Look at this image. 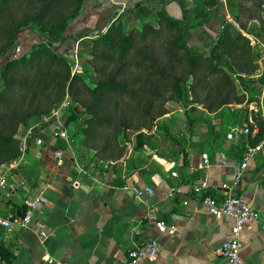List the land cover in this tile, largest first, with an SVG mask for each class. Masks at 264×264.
I'll return each mask as SVG.
<instances>
[{
	"label": "crops",
	"instance_id": "obj_1",
	"mask_svg": "<svg viewBox=\"0 0 264 264\" xmlns=\"http://www.w3.org/2000/svg\"><path fill=\"white\" fill-rule=\"evenodd\" d=\"M116 6L109 0H95L86 9L85 22L90 27H106ZM209 114L226 132L239 122L234 116ZM205 132L204 124L187 138V157L170 159L150 147L145 152L130 148L118 160L98 159L88 165L90 157L82 158L77 145L67 146L73 156L69 161L63 149L55 148L54 138L37 131L43 145L31 138L18 167L0 169L14 187L8 197L1 198V213L11 210L21 216L27 198L40 196L43 204L26 226L13 225L10 231L0 226V245L13 249L16 256L11 264H51L49 258L64 264H123L131 249L152 239L161 244L159 257L140 264H223L220 247L234 219L211 214L202 198L206 193L222 198L228 192L259 211L260 220L240 233V253L247 264H264V149L237 182L244 139H215ZM59 149L63 150L61 159L56 155ZM204 156L211 159L210 164L204 163ZM77 164L94 167L93 176L80 171ZM200 183L206 184L201 191L196 189ZM148 186L154 188L153 195L134 196V188ZM153 206L155 212L150 211ZM158 219L174 229L161 233Z\"/></svg>",
	"mask_w": 264,
	"mask_h": 264
},
{
	"label": "trees",
	"instance_id": "obj_2",
	"mask_svg": "<svg viewBox=\"0 0 264 264\" xmlns=\"http://www.w3.org/2000/svg\"><path fill=\"white\" fill-rule=\"evenodd\" d=\"M8 1L0 0V7ZM78 1L82 2V0ZM242 1L161 0L168 31L164 20L159 19L157 25L148 22L140 29L127 31H122L120 23L113 21L108 24V29L104 33L93 34L92 30H97L99 27L87 25L86 11L85 14L68 22L63 30H58L56 26L51 25L52 19L62 13L67 0H38L34 4L32 17L28 19V29L42 41L34 43L27 54L16 58L7 56V60L0 66L2 77L0 78V149L14 147L18 142L14 130L9 136H4L2 133V128L11 119L5 111L10 110L18 98L26 96L25 93L36 95L41 77L61 69L65 71V78L71 90L82 83L83 88L95 97L92 102L77 97L70 100L69 111L75 104H79L84 112L77 114L72 110L66 117L68 127L71 128L73 124L74 133L79 135L76 145L82 158L90 157L87 161L88 165L105 159L99 157L98 151L91 155L92 150L97 149L91 145V141L98 136L101 129H111L114 132L122 128L136 129L130 132L133 137L129 138L135 150L145 152L146 145L157 142L158 144L150 146V149H154L158 155H167L170 159L177 156L187 157L188 150L185 143L187 138L183 136L185 131L189 133V138L199 132V128L205 124V135L215 139L224 136L227 139L226 128L213 123L209 113H215L216 118L229 115L239 120L241 117L243 120L238 123L250 121L243 107L236 109L233 108L234 104L254 102L262 106L254 116L260 126V137L264 134V72L258 79L247 78L243 74L246 71H241L239 63L237 65L240 71H237L228 58L232 56L241 60L238 48L249 44L248 36L242 32V29H246L245 25L236 13ZM172 2L177 3L182 12L178 17H174L169 12ZM127 3L125 13H133L131 18L155 19L147 1L129 0ZM168 3L170 8L169 5L167 7ZM229 14L239 24L238 27L227 19ZM178 25L182 26L180 37L167 39L166 32H171ZM212 26L217 28L218 33L211 30ZM198 28L200 31L195 37L201 41L203 50L192 49L188 39L190 29L192 31ZM20 31L21 29H18L12 34L13 40L7 55L19 45ZM247 34L256 36L260 33L248 31ZM77 43L79 63L83 70L72 74L71 63H74L68 62L66 54L68 49ZM100 48H105V51H100ZM13 67L23 71L22 79L7 78ZM227 68H231L233 74L228 73ZM161 86L176 93L170 94V100L181 102L183 96L186 98L185 107L188 116L184 126L178 127L177 132H173L172 128L161 119L172 111L166 105V99L162 100L165 93L159 91ZM204 91L206 95L202 98ZM222 91L224 93L221 100L212 98L215 95L217 97L218 92L221 95ZM189 93H194L196 97L193 98ZM62 102L63 100L57 102L35 120L40 122L44 115L51 113ZM127 103H135L138 108L136 110H139V123L136 125L131 120L129 114L131 112L125 109ZM200 104L202 108H199ZM113 105H115L114 109H112ZM195 111H198L197 114H193ZM34 122L27 124L26 121L25 125L29 128ZM154 127L156 130L153 133L142 130H151ZM162 131L165 134L161 137ZM61 141L55 139V148L63 149L68 160L73 161L69 148L64 141V143ZM111 142L109 141L100 152L111 148ZM158 145L171 146L174 150L164 153L159 151ZM114 153L111 152L112 160H118L123 155V152ZM19 155L20 146L17 157ZM108 159L107 157L106 160ZM22 208L25 215L27 206L23 205ZM2 252L1 264H11L16 259L11 248H2Z\"/></svg>",
	"mask_w": 264,
	"mask_h": 264
},
{
	"label": "rangeland",
	"instance_id": "obj_3",
	"mask_svg": "<svg viewBox=\"0 0 264 264\" xmlns=\"http://www.w3.org/2000/svg\"><path fill=\"white\" fill-rule=\"evenodd\" d=\"M95 0H82V2L78 0H67L65 8L62 10V13L57 14L52 19V26H56L58 30H63L68 22L71 20H74L75 18H78L81 14H85L84 12L88 8L90 3H93ZM121 5H118L117 9L115 10L114 17L109 20V24H111L113 21L116 23H120L122 31H127L128 29H140L144 23H152L156 24L157 20L162 19L165 22L164 17V6L161 3V0H143L147 1L148 5L152 9L153 17L155 19H143L141 17H134L131 18L133 13H125V8L128 6L127 1H121L118 0ZM135 1V0H133ZM188 2H191L192 0H187ZM38 0H9L8 3H5L0 7V66L7 60V56H14L19 57L23 54H27L28 49L36 42H41V38H39L32 30L28 29V19H30L33 15V11L35 10L34 4L37 3ZM79 3H81L79 5ZM171 3V2H170ZM170 3L167 4V7L170 8ZM114 6L117 4L112 2ZM242 5H240L236 9V13L239 16L242 24L245 25V30L242 29V32L248 36L249 38V44L247 46H241L238 48V54L241 55V60L239 58H233L232 56H228L231 64H233L234 68L237 71L239 70V67L237 63H239L241 71L244 72V76L247 78H256L258 79L263 75L264 72V0H243L241 2ZM135 12V11H134ZM169 12L174 16L178 17L181 15V10L177 3L171 4V9H169ZM135 16V15H134ZM152 16V15H151ZM119 17V18H117ZM117 18V20H116ZM227 19L231 21L233 24H235L236 27L239 26L238 23L234 21L232 16L229 14L227 15ZM116 20V21H115ZM33 22V21H31ZM166 23V22H165ZM108 24L105 27V25L97 28V30H92L91 33H104L108 29ZM218 24L216 25V27ZM165 28L168 31V25L166 23ZM21 29L19 33V45L12 51L9 55H7L10 50L9 46H11L12 43V34L18 30ZM211 30L214 31V33L217 32V28L215 29L214 26L211 27ZM200 29H194L191 31L188 35V39L190 40V44L192 46V49L194 50H203L201 41H199L195 36L199 34ZM248 31L258 32L256 36L247 34ZM167 39H178L180 35L182 34V26L178 25L175 29H173L171 32H166ZM91 38V37H87ZM93 38V37H92ZM209 39V38H208ZM90 40V39H85ZM100 51H105V48H100ZM208 51V50H206ZM68 57V62L71 63L72 67V74H75L79 70H83V67L79 63V53H78V45L72 46L68 49V52L66 54ZM236 59V60H235ZM74 60V61H73ZM187 61V60H186ZM227 72L230 74H233V71L231 68H227ZM65 71L63 69L51 72L49 74H45L41 77V84L39 87V90L37 91L36 95H28V93H25L26 96H23L21 98H18L10 110L5 111L6 114L10 116V120L4 125L2 128L3 135L9 136L11 132L14 130L15 136L18 138L17 144L13 147L10 146L8 148L0 149V169L5 168L4 166H9V163L15 162L18 157L19 152V146L21 147V139L22 136L25 134V132L28 130V127L25 125V122H34L36 117L40 116L44 112H46L49 108L53 107L54 104H56L59 101H64L67 97H69L72 101L73 98H82L87 99L89 102H92L94 97V94H90V92L86 91L83 88L82 83L79 84L75 89L71 90L69 86V82L66 81L65 78ZM24 76L23 71H21L18 67H13V69L9 72V75L7 78H14V79H22ZM236 76V75H235ZM0 78L2 79L1 75ZM238 82V81H237ZM1 84V83H0ZM159 91L162 93H165L164 98L166 99V105L169 107L170 110H172L170 113H167L164 117H161L174 131H178V127H183L185 124V120L187 119L188 113L187 109L185 107L186 104V98L185 96L182 97L181 102H175L173 100L169 99V96L171 93L176 94L172 92V90L168 89L167 87L161 86L159 88ZM206 91L202 94V98L205 97ZM224 91L220 93L218 92L217 97L216 95L212 98L215 100H221V96L223 95ZM193 98L196 97L194 93H189ZM126 105V111H129L131 113V120H133V124L139 123V116L138 114L139 110L137 111V106L135 103H127ZM123 105V107H125ZM120 107V106H119ZM243 107V108H242ZM262 106L252 102L250 104L243 103V104H234L233 108H242L245 113L249 115L250 120H254L255 113L261 108ZM115 108V105H113L112 109ZM121 108V107H120ZM199 108H202V104L199 105ZM122 109V108H121ZM131 111H130V110ZM138 109V108H137ZM75 111L77 114H82L84 112V109L81 105L75 104L74 108L68 110V114L71 113V111ZM136 111V113L134 112ZM198 111L193 112V114H197ZM40 113V114H39ZM192 114V112H191ZM39 118V117H38ZM37 120V119H36ZM35 120V121H36ZM241 117H239V121H241ZM25 121V122H24ZM36 121L34 122L37 123ZM257 122V121H256ZM258 123V122H257ZM18 124V125H17ZM33 124V125H34ZM17 125V126H15ZM70 133H71V144L76 146V141L78 140L79 135L74 133L73 124L70 126ZM203 127V126H202ZM201 128L200 131H201ZM1 130V129H0ZM136 131V129H133ZM132 129H126L122 128L120 131H112L111 129L105 130L101 129L99 131L98 136L91 141V145H94L97 149L95 151L92 150V153H96L98 151V155L101 158L107 159V157L110 159H113L111 156V152H115L114 154H118L120 152H123L124 154H128L130 152V148L133 149V151H137L134 149V145L132 140L129 141V138H132L133 136L130 135V132ZM143 131L147 133H153L156 130V127H154L151 130L142 129ZM198 130V129H197ZM186 138H188L189 133L187 131L184 132ZM165 134L164 131L161 132L162 135ZM61 141V140H59ZM111 142L112 147L106 151H102V148L108 143ZM64 143L63 141H61ZM158 144L157 142H151L150 144L146 145L145 147H150L152 145ZM160 146L161 152H170L171 150H174L171 146Z\"/></svg>",
	"mask_w": 264,
	"mask_h": 264
},
{
	"label": "built area",
	"instance_id": "obj_4",
	"mask_svg": "<svg viewBox=\"0 0 264 264\" xmlns=\"http://www.w3.org/2000/svg\"><path fill=\"white\" fill-rule=\"evenodd\" d=\"M109 1L121 5L118 0ZM69 103V97H67L58 107L54 108L51 113L44 115L40 122L28 128L21 138L20 155L15 162H12L9 165L10 168L18 167V165L24 160L29 149V141L31 138H35L37 144L43 145V138L41 135H38L39 133L37 134V131L46 133L54 139L62 140L68 147H71L70 128L66 123ZM259 135L260 126L252 119L248 122L234 124L227 132V138L230 140H234L237 137L244 139L245 148L240 163L241 172L236 176L237 182L240 180L242 172L248 167L249 163L264 149V134L260 137ZM56 155L61 159L63 156V150H57ZM204 163L210 164L211 159L204 156ZM77 168L80 171L93 176L94 167L86 168L83 165L77 164ZM173 175L176 176L177 173L173 172ZM223 187L229 188L228 185H224ZM204 188H206L205 183H200L196 186V189L200 191ZM12 189H14V187H10L6 174H0V201L2 197H8ZM154 193V188L149 186L146 188H134V196L138 199H141L145 195L151 196ZM184 203L188 204L187 201ZM202 203L207 207L211 214L227 215L234 219V225L231 228L230 234L220 247V254L224 259L223 264H247L240 253L242 248L240 233L244 227H248L254 221L260 220V214L257 208L251 202L232 192L226 193L222 198L206 193L202 198ZM24 204L27 206V211L25 215L21 214V216H18L11 210L3 214L0 209V226L8 231L12 229L13 225L26 226L36 217L34 212L39 211L43 206L40 196H37L36 198H27L24 200ZM156 210L155 206L150 208L151 212H155ZM156 227L161 233H166L168 230L174 229L173 227L171 228L168 226L164 219H158L156 221ZM160 249V242L156 239H152L141 246L131 249L123 264H140L145 261H156L159 257ZM48 262L51 264H64L53 258H49Z\"/></svg>",
	"mask_w": 264,
	"mask_h": 264
}]
</instances>
